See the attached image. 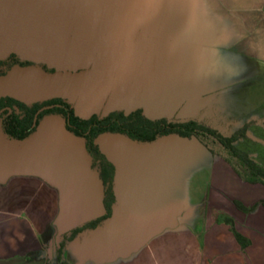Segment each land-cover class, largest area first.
<instances>
[{
	"label": "crops",
	"instance_id": "crops-1",
	"mask_svg": "<svg viewBox=\"0 0 264 264\" xmlns=\"http://www.w3.org/2000/svg\"><path fill=\"white\" fill-rule=\"evenodd\" d=\"M171 47L264 63V0H0V60L16 55L59 70L14 67L0 77V99H64L82 119L141 110L226 135L247 125L239 146L264 166V131L250 134L264 130V104L235 115L208 106L201 90L169 96L149 73L127 71ZM168 138L194 139L198 152L170 153L160 173L174 178L148 180L145 147ZM190 139L100 135L114 167L110 215L66 240L58 260L63 237L106 213L100 175L58 116L43 117L18 143L0 129V264H264V186L243 182Z\"/></svg>",
	"mask_w": 264,
	"mask_h": 264
},
{
	"label": "trees",
	"instance_id": "trees-1",
	"mask_svg": "<svg viewBox=\"0 0 264 264\" xmlns=\"http://www.w3.org/2000/svg\"><path fill=\"white\" fill-rule=\"evenodd\" d=\"M32 66L39 67L48 74L59 71L48 68L41 62L10 55L0 60V77L14 67ZM45 116L60 117L70 134L84 140L86 151L92 161V168L98 171L104 186L105 215L63 237L57 251L58 260H60L61 248L66 240L100 225L110 215V206L114 203V167L100 152L96 143L97 138L102 134H119L139 144L152 143L169 135L185 139L195 138L210 154L228 164L243 182L264 186V166L252 159L239 146V142L246 137L247 125L226 135L196 119H149L141 110L128 114L114 111L103 117L91 116L88 119H82L75 114L71 104L64 99H52L33 105H26L11 98L0 99V129L4 138L9 142L18 143L27 139ZM239 207L243 209L241 205Z\"/></svg>",
	"mask_w": 264,
	"mask_h": 264
},
{
	"label": "rangeland",
	"instance_id": "rangeland-1",
	"mask_svg": "<svg viewBox=\"0 0 264 264\" xmlns=\"http://www.w3.org/2000/svg\"><path fill=\"white\" fill-rule=\"evenodd\" d=\"M182 50L184 52L180 53L179 48L171 47V51L164 54V57L125 66H128L127 71L135 74L149 73L152 83L158 86L161 84L159 91L166 95L181 93L189 97L193 92L201 90L205 93L208 106L216 104L217 109L224 107L235 115L249 106L264 104V63L253 62L252 59L240 57L230 51L200 48ZM260 123L263 128L264 120ZM263 131L255 127L250 134L257 136ZM198 147L194 139L177 138L161 139L146 146L150 166L153 168L152 173L148 172V180L154 178L166 181L174 178L160 173L170 168L168 164L171 162L166 160L168 155L181 151L194 154L198 152Z\"/></svg>",
	"mask_w": 264,
	"mask_h": 264
}]
</instances>
